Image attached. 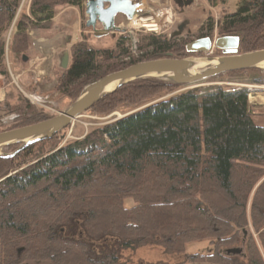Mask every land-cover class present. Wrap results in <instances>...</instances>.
I'll return each instance as SVG.
<instances>
[{"label": "trees", "instance_id": "obj_1", "mask_svg": "<svg viewBox=\"0 0 264 264\" xmlns=\"http://www.w3.org/2000/svg\"><path fill=\"white\" fill-rule=\"evenodd\" d=\"M18 1L0 0V35ZM82 2L30 0L29 15L22 16L13 38L14 56L24 61L32 46L28 27L49 30L57 8ZM219 26L220 36L239 38V53L264 49V0H240ZM213 29L210 21L200 30L209 36ZM127 39L116 44L117 51L96 50L85 40L73 44L54 89L77 99L87 85L112 72L189 55L186 38L148 35L138 45L145 55L133 58L123 47ZM4 56L0 43V75L6 76ZM245 73L253 74L251 83L264 84V71L257 68L224 74ZM180 86L156 78L134 80L91 109L109 112ZM47 93L39 90L51 104ZM248 95L246 88L197 87L155 105L118 110L122 118L81 140L59 145L56 134L13 156L0 155V264H124V251L144 246L184 254L180 264H264V124L255 121ZM5 113L25 115L13 128L48 119L20 99ZM9 147L15 152L21 145ZM127 199L131 206L125 205ZM249 225L259 245L247 232ZM78 230L83 237L75 236ZM242 237L246 261L235 250ZM204 241L213 246L210 254L185 253L186 245Z\"/></svg>", "mask_w": 264, "mask_h": 264}, {"label": "rangeland", "instance_id": "obj_2", "mask_svg": "<svg viewBox=\"0 0 264 264\" xmlns=\"http://www.w3.org/2000/svg\"><path fill=\"white\" fill-rule=\"evenodd\" d=\"M89 1L90 0H83L80 7L57 8L52 19V27L49 30H30L28 27L27 33L32 46L25 54L27 57L25 62L14 56L12 52V43L17 25L20 22L22 16L29 15L30 0H22L21 4L19 2V6H17V3V5L13 7L12 10L13 13H15V16L11 23H8L7 21L5 30L0 35V43L4 44L5 49L4 69L6 71V76L0 75V132L14 129L13 126L19 123L25 116H23L22 113H5L7 110V105L13 106L19 102V99L23 102L24 100H27V102L30 103L37 111L45 113L48 118L58 115L76 100L67 98L54 89L56 76L63 70L62 65L65 63L69 64V49L73 44L85 40L92 48L96 50L111 49L113 51H117L116 44L119 43L122 38L127 37L128 39L124 42L123 47L128 48L130 57L136 58L141 54L145 55V51L139 52L138 50V45H140L142 42L141 40L144 37L148 35H163L167 38L179 37L183 39L186 38L185 40H187L189 43L200 36H205L207 31L202 32L200 29L203 26L205 27L210 21L214 24V29L210 33L211 39L215 40L216 38L221 37L219 33V25L223 22L224 17L235 13L240 3V0H225L223 3L220 0H143L148 2V8L146 7L145 9H141V13L134 15L137 16V18H133V21H131L130 15L129 13L127 14L126 11L114 15L112 21L107 23H97L94 27H87L86 23L88 21V16L86 14V7ZM120 1L123 0H116V2ZM138 1L141 2L142 0ZM130 3L132 4L134 2L130 0ZM149 6L151 9H149ZM156 13L162 24H160L159 27L147 29L143 26L137 25L139 18H142L143 20L156 19ZM167 14H169V16ZM49 37H54V45L52 49H35L33 42L36 44L38 42L41 43L43 40V43ZM9 38L10 42H8ZM8 50L10 57H8V55L6 56V52ZM147 51L149 52L150 49H147ZM220 56L221 53L213 48L210 54H189L181 58H199L208 60L216 59ZM206 67L207 66H205L203 69H206ZM262 68H264V65L257 69L264 71ZM252 75L251 73H245L238 76L223 74L220 78L216 77L208 79L201 84H197V86L201 87L202 89L221 86L226 90H232L242 88V85H246L249 91L248 102L251 113L258 124H264V100H260V98H264V84L251 83ZM147 78H156L163 82H169V79L165 78L164 76ZM37 80L39 83L35 84L34 81ZM29 84H34L35 88L30 90L28 87ZM40 84L43 85L42 88H48L46 97H48V101H50L51 104H45L46 100L41 98L39 90L37 89L38 85V88H41ZM192 87L194 86L181 85L179 88H176L173 91L166 88L155 95L138 102L137 104L122 103L114 110L105 113L97 112L90 108L72 120L67 128L57 133L58 137L56 140L59 145L81 140L87 133H89L90 130L114 123L116 122L115 120L122 118V114L115 113L118 110L127 112L137 106L150 102L153 103L151 105H155L157 103L169 100L171 96L176 93L193 89ZM251 95L255 98L254 100L250 99ZM33 96L36 98H41V102H32L33 99L31 98H34ZM13 150L14 147H9V145L1 146L0 155H10L14 153ZM35 154H38V152L32 154V156L28 158L26 162L33 160ZM262 180H264V177ZM132 204V200H125L126 206H131ZM262 231L264 232V228ZM247 232L252 235L253 239L259 245L258 233L252 229L251 225H249L247 228ZM75 236L80 238L83 237V234L80 230H78ZM244 238L245 237H242L241 243L235 249L237 250L236 254L238 255V258L242 261H246ZM212 249L213 246L208 241L193 242L186 245L185 253L210 254ZM221 251L226 254L225 249H221ZM262 255L264 258L263 253ZM184 257V254H167L159 246H144L136 249L135 251H124L122 253V262L124 264H180L183 260H185ZM24 264L49 263L39 262ZM186 264L214 263L206 260L188 262Z\"/></svg>", "mask_w": 264, "mask_h": 264}, {"label": "water", "instance_id": "obj_3", "mask_svg": "<svg viewBox=\"0 0 264 264\" xmlns=\"http://www.w3.org/2000/svg\"><path fill=\"white\" fill-rule=\"evenodd\" d=\"M104 5H107V7L104 8ZM126 11L135 13L136 4L132 3L129 6L124 0L120 2H116V0H90L86 7L88 16L86 26L94 27L97 23H107L112 21L117 13ZM213 48L221 53V56L216 58V64L208 65L206 69L196 73L189 72L194 65V58L178 59L168 57L139 62L107 74L87 85L82 94L58 115L31 125L0 132V147L20 144L21 147L9 155L13 156L29 144L52 138L67 128L77 116L89 110L106 95L134 80L164 76L169 79L170 83L192 85L194 86L192 88H197V84H201L208 79L228 72L260 68L259 65L264 62V49L239 54V38L237 36H221L215 40L203 37L185 45V51L190 55L210 54ZM23 60L26 61L27 57L24 56ZM212 60L214 59H208L207 61ZM67 65L68 63L63 64V69ZM242 88L248 89L246 85H242Z\"/></svg>", "mask_w": 264, "mask_h": 264}, {"label": "bare ground", "instance_id": "obj_4", "mask_svg": "<svg viewBox=\"0 0 264 264\" xmlns=\"http://www.w3.org/2000/svg\"><path fill=\"white\" fill-rule=\"evenodd\" d=\"M129 6H131L132 4L130 3V0H124ZM134 3L136 4V12L135 13H131L130 11H127V14L129 13L130 15V19L131 21H133V18L135 19V17L137 18V16H134V15H138L139 13H141V9H145L146 7L148 8L147 4L148 2L146 1H138V0H135ZM150 5V4H149ZM151 6V5H150ZM149 6V7H150ZM153 7V6H152ZM151 9V7L149 8ZM169 16V14H167ZM166 15V16H167ZM146 16V15H145ZM161 18V17H160ZM130 21V23H131ZM161 24V21L159 19V17L157 16V13H156V19H145L143 20L142 18H139L138 22H137V25H140V26H143L147 29H154V28H157L159 27ZM162 25V24H161ZM39 44V42L37 43ZM194 62V65L192 66V68L189 70L190 73H196L197 71H200L201 69H203L205 66H208V65H214L216 64V59L212 60V61H207L205 59H194L193 60ZM264 65V62H262L259 67L261 68V66ZM264 69V68H262ZM38 74V72H37ZM39 77V76H38ZM157 77H161V76H157ZM36 84V83H35ZM34 98H31L33 99L32 102H36V103H40V99H45L44 97L41 96V98H36L35 96H33ZM250 99L251 100H254L255 98L251 95L250 96ZM46 100V99H45ZM260 100H264V98H260ZM45 104H49V102H46L45 101Z\"/></svg>", "mask_w": 264, "mask_h": 264}, {"label": "crops", "instance_id": "obj_5", "mask_svg": "<svg viewBox=\"0 0 264 264\" xmlns=\"http://www.w3.org/2000/svg\"><path fill=\"white\" fill-rule=\"evenodd\" d=\"M54 38V37H53ZM52 37H49L48 39H46L43 43L41 41V43L39 44H35L33 42V46L35 47L36 50H44V49H52L53 48V45H54V39ZM42 44V45H41ZM34 83H39V81H34ZM1 96H2V93H1Z\"/></svg>", "mask_w": 264, "mask_h": 264}, {"label": "flooded vegetation", "instance_id": "obj_6", "mask_svg": "<svg viewBox=\"0 0 264 264\" xmlns=\"http://www.w3.org/2000/svg\"><path fill=\"white\" fill-rule=\"evenodd\" d=\"M106 7H107V5H104V8H106ZM204 37H209V38H211L210 36H204ZM200 38H203V37H200ZM196 39H199V38H196ZM196 39H195V40H196ZM218 51H219V50H218ZM219 52H220V51H219ZM40 86H41V88H38V87H39V85H38V87H37L38 90H43V91H47V90H48V88H46V87H45V88H42L43 85L40 84ZM45 99H46V98H45ZM46 102H47V101H46Z\"/></svg>", "mask_w": 264, "mask_h": 264}]
</instances>
